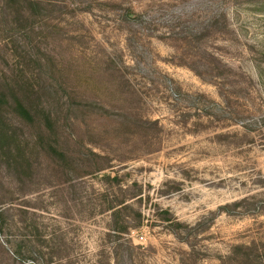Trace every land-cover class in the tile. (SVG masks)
<instances>
[{"label": "rangeland", "instance_id": "1", "mask_svg": "<svg viewBox=\"0 0 264 264\" xmlns=\"http://www.w3.org/2000/svg\"><path fill=\"white\" fill-rule=\"evenodd\" d=\"M5 1L0 80L40 88L65 161L7 109L0 264H45L33 221L57 264H264V0Z\"/></svg>", "mask_w": 264, "mask_h": 264}, {"label": "trees", "instance_id": "2", "mask_svg": "<svg viewBox=\"0 0 264 264\" xmlns=\"http://www.w3.org/2000/svg\"><path fill=\"white\" fill-rule=\"evenodd\" d=\"M41 2V0H6L5 7L6 5L11 7L12 5L13 9L16 10L15 11L11 9L9 11L11 17L14 18L13 24H15V18H30L38 14L36 9L32 11L29 8H26L28 9V11L23 10L24 12H22L21 10L23 9L24 5L36 7L39 9L40 7L42 8ZM0 87V151L2 152V154L5 155L8 152L11 155L13 154V143L16 140V137L12 127H14L15 124L8 119L6 114L7 109L11 105H13L17 120L21 124H24L28 127L35 125V121L38 118V112L44 117L45 125L48 128L50 134L46 135L44 133H41L36 139L37 144L46 153V155H48L55 162H64V154L57 146V136L54 131L55 128H53L54 119L52 113L41 101L38 102L39 105L37 104L36 110H34L31 104L33 101L37 102L36 99H40V88H35L34 85L26 87H16L11 85L8 79H5L3 81L0 80ZM21 155L23 156H16L13 160L6 159L4 160V162L9 168H30L32 165L28 166L30 162L29 159L26 158L25 154ZM20 158H22L23 161H20ZM24 161L27 162V165L24 164ZM104 178L112 179V176L104 175ZM243 202L245 201L235 203L234 206L238 207L242 205ZM123 208H127V204H125V202H121L120 204H114L110 202L107 210H111L115 214H117L121 213V209ZM228 208L229 206H223L219 211L224 210L227 212ZM7 211H9V208H5L0 212V225H2V227L6 222L4 215ZM168 220L171 221V219ZM115 227L116 233H127L130 229V226L126 224L117 225ZM28 231L32 236L28 239V241H26V247L22 248L26 250L22 251H24L27 255L30 253V257L33 259H37L38 256L41 257L45 261V264H57L56 258L58 256L55 250L53 239L51 237L46 238L43 232L40 231L39 223L36 221L30 223L28 225Z\"/></svg>", "mask_w": 264, "mask_h": 264}]
</instances>
